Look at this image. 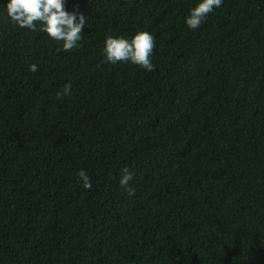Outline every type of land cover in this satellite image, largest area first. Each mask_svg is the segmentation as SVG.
Segmentation results:
<instances>
[{"label":"trees","instance_id":"16d2710c","mask_svg":"<svg viewBox=\"0 0 264 264\" xmlns=\"http://www.w3.org/2000/svg\"><path fill=\"white\" fill-rule=\"evenodd\" d=\"M195 3L66 0L70 52L0 17V264H264V0ZM140 29L154 71L103 61Z\"/></svg>","mask_w":264,"mask_h":264},{"label":"clouds","instance_id":"9594fccd","mask_svg":"<svg viewBox=\"0 0 264 264\" xmlns=\"http://www.w3.org/2000/svg\"><path fill=\"white\" fill-rule=\"evenodd\" d=\"M223 0H196L184 17V25L189 30H198L206 21L209 13L220 8ZM0 17H6L11 23L29 31H40L58 44V51L70 52L80 47L82 33L87 25L88 16L76 4L72 10L66 8V0H0ZM155 38L146 29H140L129 35H108L103 40V61L110 65L130 63L152 72L155 65L152 62ZM29 71H38V65H29ZM58 96L71 95L70 84H64ZM78 183L83 188L91 189L92 181L87 172L80 169L76 172ZM133 172L125 167L121 169L119 184L129 195L133 190L129 187ZM264 243V240L261 241Z\"/></svg>","mask_w":264,"mask_h":264}]
</instances>
